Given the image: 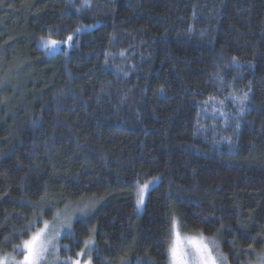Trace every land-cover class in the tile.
Wrapping results in <instances>:
<instances>
[{
    "label": "trees",
    "instance_id": "trees-1",
    "mask_svg": "<svg viewBox=\"0 0 264 264\" xmlns=\"http://www.w3.org/2000/svg\"><path fill=\"white\" fill-rule=\"evenodd\" d=\"M58 199L98 205L68 259L169 264L175 218L264 264V0H0V250Z\"/></svg>",
    "mask_w": 264,
    "mask_h": 264
},
{
    "label": "rangeland",
    "instance_id": "rangeland-1",
    "mask_svg": "<svg viewBox=\"0 0 264 264\" xmlns=\"http://www.w3.org/2000/svg\"><path fill=\"white\" fill-rule=\"evenodd\" d=\"M48 40L53 39L43 40L40 44V48L47 57L51 58L64 50L68 51L71 49L73 36L71 37V40H54L57 42L55 45L50 43L45 45V41ZM234 101L236 107H239L242 104L241 100L235 99ZM216 107L218 110H222L223 108L222 104H216ZM149 182L148 189L143 196V203L138 204L139 197L138 199L136 198L137 210L139 214L144 213L148 195L158 181L155 179ZM93 201V199H58L53 204V207L51 206V201L42 204V214L39 215L38 219L42 225L39 226L33 233L35 234L38 231H43V235L41 237L43 251L38 264H94V242L92 243L93 238L89 239L82 252H77V256H72L71 259L67 258V254L71 255V246L65 243L66 241H69L68 239H73L76 237V223L79 221L84 222L89 220L90 217L96 212L98 205H96ZM176 221L178 222L180 236L183 240L185 259L188 261V264H200L199 259L194 256V248L192 243H190L189 238L199 242L200 244L206 245L207 249L211 253V256L215 260V264H229L227 256L222 252L221 240L219 237L209 236L199 231H188L181 225L182 223L180 220L176 219ZM31 237L28 240H30ZM173 240L174 234L172 225L170 246ZM22 245L23 243L8 253L0 250V264H18V262L23 261L25 252L22 251ZM64 249L66 251H64ZM169 258V264H177V262H175L170 256V253Z\"/></svg>",
    "mask_w": 264,
    "mask_h": 264
},
{
    "label": "snow or ice",
    "instance_id": "snow-or-ice-1",
    "mask_svg": "<svg viewBox=\"0 0 264 264\" xmlns=\"http://www.w3.org/2000/svg\"><path fill=\"white\" fill-rule=\"evenodd\" d=\"M71 40V37H68ZM55 45L57 42L54 40L45 41V45L47 44ZM235 61V58H234ZM247 98V94L243 99ZM241 99V102H243ZM148 183L146 182L143 185H138V204L143 203V196L148 189ZM173 234L174 240L169 248V253L172 259L177 262V264H188V261L185 259V252L183 248V240L180 236L178 222L173 219ZM43 235V231H38L37 233L33 234L31 239L28 241H24L22 245V251L25 252L23 261L18 262V264H38V261L41 257V253L43 251V243L41 237ZM190 239V243H192L194 248V256H196L200 264H215L214 258L211 256V253L207 249L206 245L200 244L199 242Z\"/></svg>",
    "mask_w": 264,
    "mask_h": 264
}]
</instances>
